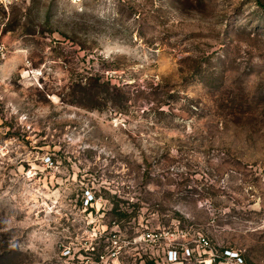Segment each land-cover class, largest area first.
Returning a JSON list of instances; mask_svg holds the SVG:
<instances>
[{
  "label": "rangeland",
  "instance_id": "obj_1",
  "mask_svg": "<svg viewBox=\"0 0 264 264\" xmlns=\"http://www.w3.org/2000/svg\"><path fill=\"white\" fill-rule=\"evenodd\" d=\"M0 48V264H161L130 241L177 227L264 264V0H27Z\"/></svg>",
  "mask_w": 264,
  "mask_h": 264
},
{
  "label": "built area",
  "instance_id": "obj_2",
  "mask_svg": "<svg viewBox=\"0 0 264 264\" xmlns=\"http://www.w3.org/2000/svg\"><path fill=\"white\" fill-rule=\"evenodd\" d=\"M25 1L27 0H0V7L7 9ZM93 201L94 197L86 191L85 204L89 205ZM130 243L133 246H145L148 249L160 247L163 252L161 264H245L238 250L231 248L215 250L208 238L199 231L183 230L178 227L167 232L160 230L144 232L132 238ZM112 244L117 246V251L113 255H119L121 247L115 241H112ZM147 258V264H154L152 253H149Z\"/></svg>",
  "mask_w": 264,
  "mask_h": 264
},
{
  "label": "trees",
  "instance_id": "obj_3",
  "mask_svg": "<svg viewBox=\"0 0 264 264\" xmlns=\"http://www.w3.org/2000/svg\"><path fill=\"white\" fill-rule=\"evenodd\" d=\"M102 78L97 76H90L87 79V82L84 87V91L89 95L90 99L96 103L98 99H101L103 102H113L118 103L122 99V95L115 86L110 87V82L101 81ZM103 95V96H101ZM96 99V100H95ZM50 161V159H49ZM115 212L119 218H125L126 215L117 212V208H114Z\"/></svg>",
  "mask_w": 264,
  "mask_h": 264
}]
</instances>
